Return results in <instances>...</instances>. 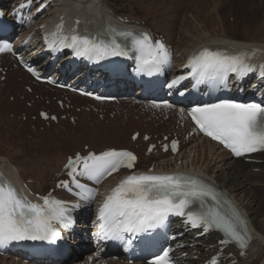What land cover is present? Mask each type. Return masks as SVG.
I'll return each mask as SVG.
<instances>
[{
  "label": "snow or ice",
  "instance_id": "1",
  "mask_svg": "<svg viewBox=\"0 0 264 264\" xmlns=\"http://www.w3.org/2000/svg\"><path fill=\"white\" fill-rule=\"evenodd\" d=\"M117 35L131 38V47L139 53L138 72L150 75L160 71L161 66L169 61L165 44L153 40L147 32L134 34L122 30L108 41L73 33L65 36L62 43L65 47L76 49L78 56L95 57L97 60L108 56H127L129 50L117 41ZM5 50L11 51V48L8 45L0 46V52ZM247 56L248 53L243 50L228 55L223 51L204 49L190 60L191 70L187 76L196 77L197 82L206 79L224 80L229 72L242 77L254 70L253 66L245 62ZM28 71L35 74L31 67H28ZM260 76L264 77V65L261 66ZM185 78L178 77L173 84ZM190 112L202 132L219 141L234 155L239 157L264 149V104L225 99L196 105ZM41 115L48 118L45 113ZM176 146L177 142L173 141V151L177 150ZM136 160L137 157L131 151L109 149L98 154L88 152L83 156L76 153L68 158L64 168L71 184L87 191L89 195L84 198L91 200L95 190L87 189L78 177L99 183L105 176H111L121 168L133 169ZM58 187H69V181H60ZM40 199L42 204L21 195L0 173V243L24 239L50 240L58 234L53 221L63 223L71 208L79 207L78 204L69 206L66 201L52 198L51 195ZM170 214L185 217L186 223L205 232L219 230L224 235L221 244L234 243L241 250L249 246L250 234L243 215L227 196L211 182L179 173H133L121 179L100 206V233L104 239H124V234L136 236L163 225ZM128 243H131L130 238ZM150 264L174 262L166 249L155 255ZM211 264H216V257L211 258Z\"/></svg>",
  "mask_w": 264,
  "mask_h": 264
},
{
  "label": "rangeland",
  "instance_id": "2",
  "mask_svg": "<svg viewBox=\"0 0 264 264\" xmlns=\"http://www.w3.org/2000/svg\"><path fill=\"white\" fill-rule=\"evenodd\" d=\"M65 1L59 0L57 7L60 8L62 4L65 5ZM78 2L80 4L78 9L82 10L84 16L87 13H93L95 7L102 11H108V4L121 12H131L136 16H144L157 30L170 37L172 43L176 46L177 53L179 52L178 55L189 50L190 47L192 48L194 43L207 42L211 40V37L223 36L227 37L226 39H231L235 36L237 39L240 38V40L248 38L252 40L253 38L255 42L264 46V0H95L96 3L93 6H86L81 0H78ZM66 5L68 6L69 3ZM19 78L22 77L18 76ZM10 86H12L11 81ZM8 90L11 89L6 88L4 93L0 94V99L3 97L6 99L0 101V163L2 164L3 162L4 165H7L12 162V164L10 163L11 168L12 166L17 167L18 171H16L21 176L33 177L32 179L37 178L35 179L36 183L33 184L36 187L42 186V179L44 183L50 180L51 172L59 165V157L61 158L67 153H73L75 150H84L86 144L91 145L95 149H100L104 145L109 144L117 147L127 146V143L118 144L119 141L115 140V137H111L115 133H125V127L116 124L110 126L107 133L103 128L109 127L112 123L104 121L101 131L99 128H90L86 124L79 129L77 126H72L71 123V125L67 124V122L65 126L68 131L62 130V132H58V124H55L57 128L42 129L40 127L41 122L32 118L34 107L26 105L27 98H21L24 94L27 95L24 85H22L18 96L15 90H11V94L16 96L15 100L12 99L13 95L10 96L7 93ZM34 94H29V98L34 96ZM17 101L21 102L22 105L15 108L14 106L19 105L18 103L15 104ZM38 104H41V102ZM21 112H26L30 115L27 119H24L19 117ZM29 120L37 124V130L32 127V122ZM130 124H134V122H130ZM90 125L91 127L93 126L92 124ZM130 132L131 128L128 131V137L126 136L128 142L130 140ZM91 141L95 147L91 144ZM196 145L195 148L192 146L188 149L190 151L189 156L195 149H199ZM206 150L209 152V149ZM2 157L3 159L7 158V164L4 163V160H1ZM190 160H193L192 164H194L197 158L192 155ZM151 161L150 159L145 164L148 165ZM197 161L198 167H205L206 161H208L207 163L214 167L218 173L223 170L222 162H220L219 158H216V155L206 153L202 159ZM51 165L54 167L51 168ZM254 172L258 171L255 170ZM213 174L216 175L217 173L213 172ZM256 184L259 185V183ZM255 238L264 246V235L257 233ZM257 248L258 246L254 249L253 261L257 257ZM256 262L258 264L264 263L262 260H257ZM0 264H6V261L4 262L0 258ZM7 264H13V260L8 258Z\"/></svg>",
  "mask_w": 264,
  "mask_h": 264
},
{
  "label": "bare ground",
  "instance_id": "3",
  "mask_svg": "<svg viewBox=\"0 0 264 264\" xmlns=\"http://www.w3.org/2000/svg\"><path fill=\"white\" fill-rule=\"evenodd\" d=\"M66 1H65V5L67 3H69V5L68 6L66 5L65 7H63L64 4H62L63 8H59V9L57 8L56 11L63 12L66 19H68L70 22L74 19V17H79L83 20L85 18V16L83 13H81L78 10V7L80 6L78 0H66ZM81 2L85 3L86 6H93L96 3L95 0H81ZM97 4H99V3L97 2ZM107 7H109V9H112V11H114V12L118 11V9H115L114 7L109 6V4L107 5ZM94 10L96 12H99L100 9L98 7H95ZM101 12L105 13V11H102V10H101ZM105 14L109 17H112L111 15H109L107 13H105ZM115 15L116 14H114V16ZM53 18H56V19L59 18V15L56 14L53 16ZM130 18L133 19L134 17H130ZM87 31L89 32V29H87ZM226 38L227 37H223V36L211 37V40H209L207 42H202L200 40L199 41L201 44H209V45L215 44L216 42L232 43V44L241 45V46H249V45L255 44V45H259V46L264 48V46H262L260 43L255 42V40H253V38H252V40H250L248 37H247L248 39H246V40H240V38L237 39L235 36H233L231 39H226ZM232 39H234V40H232ZM235 39H237V40H235ZM247 41H249V42H247ZM196 45H197V43H194L192 45V48L195 47ZM10 81L12 82V87H15L16 86L15 80L12 78ZM112 136L115 137V140L119 141V143H122L124 141V142L130 144L129 142H127L124 132L115 133V134L111 135V137ZM197 144L198 145H196V144L195 145H196V147L198 146L199 149L194 150L195 157L197 158V160L202 159V157H204L206 155V153H208L209 155L210 154L216 155V158L217 159L219 158L220 162H222L223 170H222V172L218 173L217 170L214 169V167L210 166L209 163H207L208 161H206L204 168L198 167L197 166L198 161H196V163L192 164L193 160H190L191 156L184 155V156H189L188 157V162H189L188 164H190V162H191V166L194 167L192 169L198 168V169L203 170V172L206 175L210 176L211 179H213V181L216 184H218L221 187H223L224 189H226L236 199V201L242 206L247 217L250 219V221L252 223V226L254 228V237H255V234H257V233L264 235V159H263V162H261L259 164H255V165L250 164V163H245L241 159L231 160V158L228 156V154L224 153V151L219 149L217 147V145L214 143L199 140ZM192 146H194V145H192ZM189 148H191V147H189ZM206 149H209V152ZM260 157H264V154H263V156H260ZM145 158H147V157L142 156V160ZM206 159H208V158H206ZM204 161H205V159H204ZM215 161H216V159H215ZM7 162H8V160H7ZM58 162H59V160H58ZM3 166H5V167H3ZM0 167H3L5 169H8V168L11 169L10 163H8L7 165H4L2 162V164L0 163ZM57 167L58 166L55 167V170L57 169ZM255 167H260L261 168L260 172H254L253 169ZM198 169H195V170H198ZM201 170H198V171H201ZM57 171H59V170H57ZM15 172L18 173L16 176H18V178H19V176H21L20 173L17 171H15ZM213 172L215 174L216 173L217 174L214 175ZM250 182H251V184H249ZM256 183H259V185H257ZM211 243H214V241H212V240L207 241L206 246H208ZM253 246H258L257 258H259L260 260H262L264 262V246H262L260 244V242L255 241V239L253 241ZM0 258L3 259L4 262L6 261V264H7V259H8L7 257L0 256ZM194 262H196V261L190 259L189 264H194ZM117 263L122 264L121 262H111V264H117ZM13 264H24V263L13 261Z\"/></svg>",
  "mask_w": 264,
  "mask_h": 264
}]
</instances>
